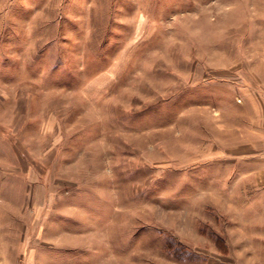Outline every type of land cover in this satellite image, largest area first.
<instances>
[{"label": "rangeland", "instance_id": "1", "mask_svg": "<svg viewBox=\"0 0 264 264\" xmlns=\"http://www.w3.org/2000/svg\"><path fill=\"white\" fill-rule=\"evenodd\" d=\"M262 170L264 0H0V264H262Z\"/></svg>", "mask_w": 264, "mask_h": 264}, {"label": "crops", "instance_id": "2", "mask_svg": "<svg viewBox=\"0 0 264 264\" xmlns=\"http://www.w3.org/2000/svg\"><path fill=\"white\" fill-rule=\"evenodd\" d=\"M249 161H247L246 163L252 165L261 164V160L259 158H257L256 161L250 159ZM253 180L255 181L253 182ZM245 181L247 182V186L246 188H244V195L249 196L250 199H247V201L244 200V210H255L258 213L257 219H254V221L252 223H249V225L250 227H253V225H255L253 228L257 226V229H264V170H262L261 172L258 171L256 172V174H244V183ZM255 233H257L256 236H252V238H254L257 242L260 240H263L262 242H264V232L255 230ZM255 240L254 242L256 243ZM258 256L263 261L262 264H264V252L258 254Z\"/></svg>", "mask_w": 264, "mask_h": 264}]
</instances>
